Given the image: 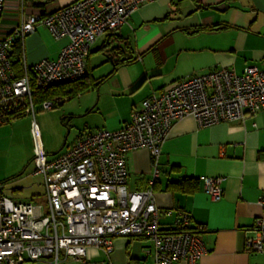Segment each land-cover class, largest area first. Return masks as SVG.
<instances>
[{
	"label": "built area",
	"instance_id": "1",
	"mask_svg": "<svg viewBox=\"0 0 264 264\" xmlns=\"http://www.w3.org/2000/svg\"><path fill=\"white\" fill-rule=\"evenodd\" d=\"M154 0H76L53 13L23 18L0 38V126L32 116L34 176L42 178L44 200L14 201L0 185V264L68 259L94 263L89 250L106 258L117 238L146 237L153 244V264H197L205 255L201 234L204 226L193 225L188 213L178 208L174 228L159 226L153 185L159 176L162 146L173 125L186 117L198 128L222 122H241L264 111V71L246 67L242 74L216 69L185 79L154 92L131 113L120 129H99L71 144L67 151L49 158L39 141L34 117L62 103L61 97L38 102V91L78 82L86 74V60L95 41L119 32L139 7ZM0 0V18L5 10ZM47 29L56 40L67 39L56 60L43 59L32 66L22 61L21 72L12 66L16 41ZM136 150L149 153L152 178L148 188L130 192L127 187L126 155ZM223 178H206L204 192L213 200L222 197ZM264 209V197L260 200ZM247 252L264 253V212L256 219Z\"/></svg>",
	"mask_w": 264,
	"mask_h": 264
},
{
	"label": "crops",
	"instance_id": "2",
	"mask_svg": "<svg viewBox=\"0 0 264 264\" xmlns=\"http://www.w3.org/2000/svg\"><path fill=\"white\" fill-rule=\"evenodd\" d=\"M74 1L5 0L0 38L23 18L53 13ZM19 43L21 60L32 66L56 60L67 39L56 40L38 28ZM112 49H119L120 55L109 56ZM249 66L264 71V0H154L139 7L118 33L95 41L86 60L89 86L70 99L79 98V112L67 114L66 106L62 110L70 118L90 111L99 117L84 135L115 131L130 122L132 111L154 92L216 69L242 74ZM126 165L129 191L146 190L152 178L149 153L127 154ZM158 172L153 193L160 229L173 230L176 212L166 215L165 210L176 208L188 213L193 225L204 226L206 253L197 264H264V253L247 252L244 245L264 212L259 204L264 197V111L241 122L205 128H198L191 117L178 121L162 146ZM186 178L194 181L192 189L186 182L169 185ZM206 178L224 179L219 200L204 192ZM89 259L153 264V244L146 237L117 238L109 258L90 249ZM59 264L79 263L68 259Z\"/></svg>",
	"mask_w": 264,
	"mask_h": 264
},
{
	"label": "rangeland",
	"instance_id": "3",
	"mask_svg": "<svg viewBox=\"0 0 264 264\" xmlns=\"http://www.w3.org/2000/svg\"><path fill=\"white\" fill-rule=\"evenodd\" d=\"M104 72V71H103ZM88 94L85 99L88 101ZM76 100L66 101L63 107L35 114L39 141L49 158L67 151V148L96 127L99 117L88 112L80 117L70 118L64 114H78ZM32 116L12 120L0 126V185L4 186L6 196L14 201L37 203L43 199L42 178L34 176V138L30 133Z\"/></svg>",
	"mask_w": 264,
	"mask_h": 264
},
{
	"label": "trees",
	"instance_id": "4",
	"mask_svg": "<svg viewBox=\"0 0 264 264\" xmlns=\"http://www.w3.org/2000/svg\"><path fill=\"white\" fill-rule=\"evenodd\" d=\"M110 52L112 53V54L109 55L111 57H114L115 55L116 56L120 55V53H118V52H120L119 49H112ZM10 58H11V62H12L13 68L18 73H20L21 69H22V60L20 58V43H19V41H16L13 44V51H12V54L10 55ZM125 60L126 59H122V58L119 59V61L122 62V63ZM127 62H132V61L128 60ZM86 79H87V74H85L83 79L78 81V82L70 83V84H67V85H59V86L51 88V89H49L47 91H38L37 94H36V96H38V102L37 103H39L40 101L49 100V99H51L53 97L58 96V97H61L63 99L62 103H60L57 107H55V108H59V107L62 106V104L64 102L76 97L79 93L83 92L84 90H86L88 88L89 85H88ZM183 182H186L187 184H189V186H191V189H192V185L194 184L193 183L194 181L188 180L187 178L183 179V180H181L179 182H176V183H173V184H169V185L170 186L171 185L180 186L181 183H183ZM155 184H156V181H155V183L153 185V190H154Z\"/></svg>",
	"mask_w": 264,
	"mask_h": 264
}]
</instances>
